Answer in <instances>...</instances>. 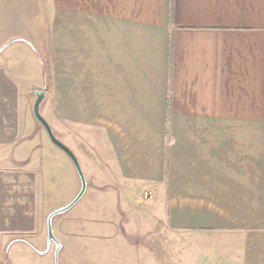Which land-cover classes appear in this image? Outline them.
Here are the masks:
<instances>
[{"label": "crops", "instance_id": "0c3cea01", "mask_svg": "<svg viewBox=\"0 0 264 264\" xmlns=\"http://www.w3.org/2000/svg\"><path fill=\"white\" fill-rule=\"evenodd\" d=\"M35 89L85 193L158 214L177 264H264V0H0V264L54 257Z\"/></svg>", "mask_w": 264, "mask_h": 264}, {"label": "rangeland", "instance_id": "374dc122", "mask_svg": "<svg viewBox=\"0 0 264 264\" xmlns=\"http://www.w3.org/2000/svg\"><path fill=\"white\" fill-rule=\"evenodd\" d=\"M54 109L62 116V110L59 111L62 105H43L40 112L55 136L63 142L62 121L50 118ZM36 123V151L42 155V163H45L39 206L48 213L74 198L80 189V180L70 158L49 141L41 124ZM79 156L76 154L88 180L91 170L87 160L79 159ZM105 203L108 209L102 207ZM117 204L113 199H101L99 192H87L78 203L54 218V234L64 243L57 257L58 264H177L176 248L171 247L170 242L166 248L161 242L158 214L149 215L138 210L124 215V207L118 209ZM40 240L41 243L32 241V245L44 249L46 225ZM17 245L7 251L9 264H54L53 247L47 254L38 255L32 248H19Z\"/></svg>", "mask_w": 264, "mask_h": 264}, {"label": "water", "instance_id": "95a60500", "mask_svg": "<svg viewBox=\"0 0 264 264\" xmlns=\"http://www.w3.org/2000/svg\"><path fill=\"white\" fill-rule=\"evenodd\" d=\"M34 95H35V99L33 101V105H32V114L33 117L35 118V120L37 122H39L41 124V126L43 127V129L45 130L49 141L56 146L58 149H60L61 151H63L72 161L75 169H76V173L78 175V178L80 180V189L77 192V194L74 196V198L67 203L64 206L58 207L54 210H52L51 212L48 213V215L46 216V220H45V225H46V248L43 251H37L39 254H44L49 250L50 245L52 244L54 246V264H58L57 262V257H58V252L61 248V243L59 242V240L56 238L54 232H53V228H52V220L54 217L63 214L64 212H66L67 210H69L72 206H74L84 195L86 188H87V180L85 178V175L83 173V170L79 164V161L77 159V157L75 156V154L61 141L59 140L55 134L53 133L51 126L49 125V123L47 122V120L43 117V115L40 112V105L41 102L43 101V99L45 98V91L44 89H35L34 90Z\"/></svg>", "mask_w": 264, "mask_h": 264}]
</instances>
